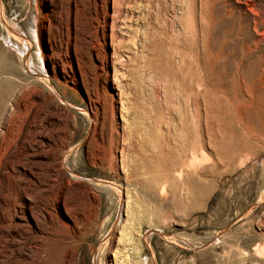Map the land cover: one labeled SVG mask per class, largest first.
<instances>
[{"label":"rangeland","instance_id":"rangeland-1","mask_svg":"<svg viewBox=\"0 0 264 264\" xmlns=\"http://www.w3.org/2000/svg\"><path fill=\"white\" fill-rule=\"evenodd\" d=\"M71 1L0 0V264H264V0Z\"/></svg>","mask_w":264,"mask_h":264},{"label":"bare ground","instance_id":"bare-ground-1","mask_svg":"<svg viewBox=\"0 0 264 264\" xmlns=\"http://www.w3.org/2000/svg\"><path fill=\"white\" fill-rule=\"evenodd\" d=\"M109 2H110V0H108ZM126 1V0H125ZM239 2V1H238ZM70 4H71V6H70ZM70 4H68L70 7H71V9H72V12H75V10H76V5H77V2H76V0H73V1H71V3ZM109 4V3H108ZM127 5H128V2L126 3ZM78 6V5H77ZM123 5H122V0H112V13L110 14V17H111V23H110V29H111V32H112V34H111V39H112V41H111V43H109V45L111 44L112 46H113V38H112V36H113V34H114V32H113V29H115V26H116V24H115V22L116 21H119V18H120V9H121V7H122ZM124 7V6H123ZM128 7V6H127ZM255 7H257V6H255ZM70 10V9H69ZM68 10V11H69ZM252 10V9H251ZM254 10V9H253ZM107 11V10H106ZM255 11V10H254ZM261 12H263V10H260ZM256 12V11H255ZM254 12V13H255ZM260 12V13H261ZM253 13V12H252ZM250 14V13H249ZM257 14V13H256ZM122 15V14H121ZM263 15V14H262ZM75 16V15H74ZM70 17V16H69ZM253 16H251V18H252ZM75 18V17H74ZM73 18V19H74ZM254 18V17H253ZM252 18V19H253ZM262 18V17H261ZM70 19V18H69ZM106 19V18H105ZM121 19V18H120ZM253 20H255V23L257 22L256 21V19H253ZM261 20V19H260ZM76 21V20H75ZM150 22V21H149ZM252 22H254V21H252ZM262 22V21H261ZM108 24V23H107ZM122 24V23H121ZM258 24V23H257ZM257 26V25H256ZM103 27V26H102ZM118 28V27H117ZM76 29V28H75ZM257 29V28H256ZM71 31V30H70ZM258 31V30H257ZM71 32H73V31H71ZM115 32H116V30H115ZM103 33V32H102ZM72 34V33H71ZM70 34V35H71ZM74 36V35H73ZM71 40H73V39H71ZM115 46V45H114ZM114 48L115 47H113V50H114ZM121 50V49H120ZM119 52V51H118ZM113 53V52H112ZM118 54V53H117ZM116 56V55H115ZM112 57V56H111ZM117 57V56H116ZM109 59V58H108ZM111 59H114L113 57L111 58ZM119 59H120V56H119ZM111 63V62H110ZM112 63H113V60H112ZM116 63V62H115ZM114 64V63H113ZM100 65H101V62H100ZM117 67V66H116ZM101 68V67H100ZM113 69V68H112ZM114 70V69H113ZM117 72V71H116ZM106 74V73H105ZM108 74V73H107ZM120 74V73H119ZM107 78H108V76H106ZM113 77H115V76H113ZM105 78V77H104ZM120 78V77H119ZM106 79V78H105ZM115 79V78H114ZM114 83V82H113ZM117 85V84H116ZM120 88V87H119ZM117 91V90H116ZM119 92V91H118ZM117 93V92H116ZM115 95V94H114ZM112 97V96H111ZM119 100H120V98H119ZM122 105V104H121ZM59 109H61V108H59ZM6 111V110H5ZM8 113H9V111H8ZM9 115V114H8ZM57 117V116H56ZM95 117H97V116H95ZM94 117V118H95ZM2 119H4V118H2ZM56 121V120H55ZM94 122V121H93ZM56 123H57V121H56ZM2 124L3 125H5V126H7L8 125V122L7 121H3L2 122ZM55 125V124H54ZM97 125V124H96ZM26 126H28V125H26ZM25 126V127H26ZM59 126V125H58ZM93 127V126H92ZM94 127H95V123H94ZM7 128V127H6ZM97 128V127H96ZM96 128L94 129V133H95V131H96ZM59 129V128H58ZM93 129V128H92ZM56 130V129H55ZM92 133V132H91ZM3 134V133H2ZM41 134L42 135H45L46 137H47V131L45 130V131H43V132H41ZM49 134V133H48ZM94 135V134H93ZM48 136H50V135H48ZM90 136H91V134H90ZM49 138V137H48ZM41 139V138H40ZM0 141L2 142V139H0ZM41 142V141H40ZM48 142V141H47ZM46 142V143H47ZM45 143V142H44ZM59 146H61V145H59ZM59 148V147H58ZM61 148V147H60ZM66 152V151H65ZM113 152V151H112ZM64 153V152H63ZM58 154V153H57ZM65 154V153H64ZM68 154V153H67ZM69 155V154H68ZM65 156V155H64ZM59 157V156H58ZM61 157H63V156H61ZM56 158V157H55ZM65 158V157H64ZM67 158V157H66ZM59 160H61L60 159V157H59V159H58V161ZM67 160V159H66ZM55 161V160H54ZM47 162V161H46ZM45 162V163H46ZM47 164H48V162H47ZM53 164V163H52ZM51 165V164H50ZM55 165V164H54ZM59 165H60V167H62V166H64V165H62L60 162H59ZM193 166V165H192ZM54 167V166H53ZM56 167V166H55ZM58 167V166H57ZM64 168V167H63ZM59 170V171H58ZM60 170L61 169H59V168H57L56 170H55V174H54V177L55 176H58L59 174L58 173H60ZM64 170V169H63ZM52 177H53V175H52ZM26 194V193H25ZM62 196H63V194H61L60 195V198L59 199H61L62 198ZM59 202V201H58ZM63 203V202H62ZM69 225V224H68ZM66 226V225H65ZM74 226H75V224H74ZM68 228V227H67ZM71 228H72V230L74 229L75 230V228L73 227V225H71ZM72 233V232H71ZM71 235V234H70ZM69 237H71V236H69ZM65 238H67V237H65ZM63 240H67V239H63ZM69 242V241H68ZM67 244V243H66ZM65 245V244H64ZM66 246V245H65ZM68 247H70V246H68L67 245V249H69ZM65 248V247H64ZM66 249V248H65ZM68 251V250H67Z\"/></svg>","mask_w":264,"mask_h":264}]
</instances>
